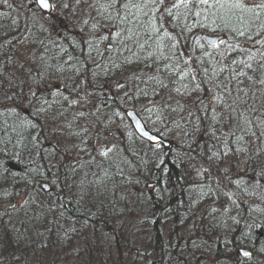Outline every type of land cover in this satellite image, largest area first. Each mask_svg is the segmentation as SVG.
Segmentation results:
<instances>
[{"label":"snow or ice","instance_id":"1","mask_svg":"<svg viewBox=\"0 0 264 264\" xmlns=\"http://www.w3.org/2000/svg\"><path fill=\"white\" fill-rule=\"evenodd\" d=\"M0 6L15 12L0 20V186L31 189L12 210L39 202L35 219L58 224L66 197L102 212L124 180L161 198L178 190L187 238L169 260L264 264V0ZM125 119L135 132L121 130ZM63 128L78 143L45 146V132ZM157 169L165 179L153 184L144 173ZM37 188L55 199L45 204Z\"/></svg>","mask_w":264,"mask_h":264},{"label":"trees","instance_id":"2","mask_svg":"<svg viewBox=\"0 0 264 264\" xmlns=\"http://www.w3.org/2000/svg\"><path fill=\"white\" fill-rule=\"evenodd\" d=\"M0 12L10 13L8 16H0L4 23L15 16V12L6 6H0ZM127 108L133 110L131 102ZM147 115L141 112L139 117L144 122ZM123 124V131L134 132L133 128L127 127L130 125L128 119ZM112 127L116 128V125ZM66 133L65 130L61 133L49 129L45 132L49 139L43 143L45 146L51 143L52 147L56 146L57 139L61 143H70L68 146L74 141L78 143L75 137L65 136ZM141 143V140H136V145ZM36 159L39 161V157ZM136 159L138 162L139 157ZM168 168L171 169L170 175L175 182L180 169L171 163ZM53 172L56 173V169ZM56 174L63 177L64 172L61 169ZM144 174L151 178L153 184L157 183V179H165L159 169ZM19 175L23 176V165L19 167ZM86 179L95 180L96 177L89 174ZM120 179L122 178L117 177V180ZM157 187L163 188L164 185L157 184ZM123 188L125 190L109 194L112 202H106L102 212L97 208L90 209L78 198L71 200L66 197L64 215L58 217V224H54L51 223V214L43 223L35 219L42 211L39 202L31 207H20L18 204L17 209L12 210L9 202L22 203L27 198L25 193L31 189H26L22 182L14 183L9 180L0 186V262L42 264L45 260L46 264H174V260L168 259V254L178 250L177 246L183 247L184 240L181 237L187 238L185 228L188 226L180 223L185 215V207L178 203V190L166 192L161 198V193L149 192L143 183L139 185L140 192L128 184L127 180H124ZM56 191L59 192V188ZM17 192L20 193L19 196L16 195ZM36 194L45 204L50 199H55L54 195H45L39 188L36 189ZM148 197L152 199L149 200ZM166 207L168 211H165ZM46 227L51 229L50 233L45 231ZM37 229L44 235L37 237Z\"/></svg>","mask_w":264,"mask_h":264},{"label":"rangeland","instance_id":"3","mask_svg":"<svg viewBox=\"0 0 264 264\" xmlns=\"http://www.w3.org/2000/svg\"><path fill=\"white\" fill-rule=\"evenodd\" d=\"M129 110V109H128ZM68 119H71V112L69 113V115H68ZM64 120V117H61L60 118V121L59 122H62ZM80 123L81 124H83L84 123V121H80ZM117 123H119V121H116V122H114L113 124H112V126H115ZM73 130L76 128V122H73ZM123 126H124V124H123ZM63 130H65V133L67 132V131H70V129H68V128H63ZM121 130H123V127L121 126ZM64 134V133H63ZM65 136H66V134H65ZM117 136H120V134H119V130L117 131ZM68 144H70V143H61V146H62V149L65 147V146H68ZM136 189V188H135ZM42 264H46V261L44 260L43 261V263ZM74 264H79V263H74Z\"/></svg>","mask_w":264,"mask_h":264},{"label":"water","instance_id":"4","mask_svg":"<svg viewBox=\"0 0 264 264\" xmlns=\"http://www.w3.org/2000/svg\"><path fill=\"white\" fill-rule=\"evenodd\" d=\"M129 111H133V110H131V109H129ZM140 118V117H139ZM129 122H130V124H131V121L130 120H128ZM141 122H142V120H141ZM143 123V122H142ZM133 130H134V132H135V129L133 128ZM13 168L14 169H16L17 168V166L15 165V164H13Z\"/></svg>","mask_w":264,"mask_h":264}]
</instances>
